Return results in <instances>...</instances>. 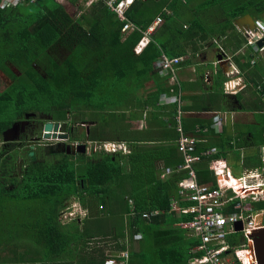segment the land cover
<instances>
[{
  "label": "trees",
  "instance_id": "trees-1",
  "mask_svg": "<svg viewBox=\"0 0 264 264\" xmlns=\"http://www.w3.org/2000/svg\"><path fill=\"white\" fill-rule=\"evenodd\" d=\"M175 1L174 5L178 4L179 0ZM72 3L78 10L76 15L56 0L0 8V78L8 82L0 90V141L15 120L6 118L7 110L12 109L15 117L29 111L53 114L56 121L70 116L78 121H94L90 140L129 143L131 152L124 155L121 151H103L88 160L85 155H65L51 163L30 165L22 180L13 177L15 190L0 182V264H105L110 258L127 264H190L195 255L192 249L201 244V237L190 238L188 231L179 226L191 220L192 215L172 210L179 183L187 177L182 167L184 159L177 149L176 122L166 121L161 126L151 122L135 131L130 128L139 115L138 120L146 111L157 116L162 108L160 98L167 91L168 78L160 75L156 64L163 53L170 56L162 36L166 31L175 35L176 31L173 47L182 49L191 43L198 28L205 31V25L196 18L187 30L179 24L170 30L165 0L159 6L155 0H135L125 20L104 1L87 9L77 5L76 0ZM199 7L219 20L214 25L220 29L218 35L228 28L235 34L237 21L250 14L256 20L264 19V0H201ZM158 16H162L163 23L137 52L144 33ZM222 17L226 19L224 23ZM127 23L135 29L123 32ZM242 43L237 41V48ZM253 54L247 57L249 64ZM149 83H153V91L148 89ZM199 123L188 128L184 122L185 131L205 137L214 135L213 122L207 124L205 133L197 132ZM208 140L196 144L193 154L201 155L213 147L218 152L203 156L195 170L201 183L217 186L209 164L225 156L223 148L227 143ZM10 158L13 161L12 155ZM166 168L171 171L163 173ZM131 182L135 183L133 190H129ZM112 185L122 187L125 195L112 196ZM72 199L80 202L86 215L68 221L63 211ZM9 202H23V209L7 227L4 217H11ZM191 205L182 203L181 207ZM256 206L263 210L264 202ZM105 212L122 219L118 223L121 238L116 229L104 233V238L113 239L112 256H105L102 247L86 251L93 239L101 238L87 229V224ZM146 213L151 218L145 219ZM18 235L25 238L14 246ZM125 251L127 259L120 257ZM245 259L249 264L246 255Z\"/></svg>",
  "mask_w": 264,
  "mask_h": 264
},
{
  "label": "crops",
  "instance_id": "crops-1",
  "mask_svg": "<svg viewBox=\"0 0 264 264\" xmlns=\"http://www.w3.org/2000/svg\"><path fill=\"white\" fill-rule=\"evenodd\" d=\"M56 1L64 5L68 11L72 8L73 14H77L78 10L77 7L73 5V0ZM76 1L79 3L77 5H81L86 9L101 2L98 1L91 5H87L84 2H80V0ZM155 1L159 6L163 0ZM165 1L167 2L165 3L167 5L166 8H164V12L169 17L168 24L170 25V30L176 29V24L182 25L183 30H187L194 19L200 18L205 25V31L202 32V30L198 28L195 32V36L190 38L191 43L182 49L173 47V43L176 41L175 38H177L176 31L175 35L172 34L173 31L165 32L161 41L167 43L170 56L163 53L162 57L166 56L170 59H180L175 79L171 82L168 79L166 80L167 91L165 94L169 98L175 97V99L173 102L167 103L162 102L160 98L159 106H162L160 113L155 116L149 111H146L142 114V119L138 120L141 115L136 118L133 125L135 124V126H137L136 129H141L139 128L140 121H143L144 128L148 125L150 126L151 122L155 125L161 126V124L166 121H174L176 122V132H178L177 134L179 135L177 141H180L182 135L193 137L196 140V144L205 141L207 138H209L208 141L220 139L226 141L227 144L225 147H227L228 150L224 149V151H226L224 152L225 156L213 159L209 164L210 169L214 174L213 177L217 180V186H213L212 183H201L200 180H198L199 176H197V180L201 185L206 184L205 186H210V188H217L222 185V181H224V186H227L230 185V182L234 179L246 180L249 184H264V52L256 51L254 47L250 46L248 44V39L243 33L245 29L255 28L257 23L264 21V19L256 20L253 16L249 15L251 18L250 20L244 22L242 18V20L237 21L235 34L228 28L224 31V34L218 35L220 29L214 26L216 22L214 19L215 17L210 16L213 22L210 23L202 15L197 17L195 16V12L189 13L188 11L191 15L190 18H185L182 21L180 19V14L187 12V9L182 7L181 4L188 3L186 1H181V4L178 3L174 5V3H176L175 0ZM1 2L2 0H0V8H2ZM193 3L194 2L189 5H194ZM199 3L200 2L195 5L199 6ZM187 7L189 8L190 6ZM130 8L131 7H129L128 10ZM174 8H176V10ZM157 19H161V22L158 25H155ZM163 20L162 16H158L150 27L155 25L154 30H156V28L163 23ZM225 20L226 19L222 17L223 23ZM148 30L144 33V38L148 39L149 43V35L154 30L152 32H148ZM234 36L238 37V40L234 38ZM236 40L238 41V44L243 41L242 45H239L238 48ZM252 52H254V58L251 59L249 64L247 57L251 55ZM11 68L13 70L15 69L14 67ZM152 86L153 83L148 84V89L150 91H153L151 90ZM217 117L220 120L219 128L221 131L218 133L213 131L215 136L211 135V137H205V134L193 135L192 133H186L185 131L184 122L186 127L190 128L194 126L193 123L200 121L195 128L197 129V132L205 133L208 131L207 124L211 122L214 123V120ZM204 126L206 127L205 129H203ZM259 129L262 130L260 135ZM178 145L179 143L177 144L178 153L183 157ZM213 148L217 149L216 147ZM211 149L203 152L202 157L204 156L205 158L214 155L211 153L208 154ZM105 151L109 153V150L105 149ZM217 152L215 154H217ZM55 157L57 160L62 158L60 155H56ZM214 163L219 165L218 168H216L219 170V173L224 171L223 173L226 174L225 178L221 177L222 180L221 178L219 179L216 171L213 170ZM170 171L171 169L166 168L163 173H169ZM228 175L231 176L228 177ZM183 179H185V177ZM177 195L178 196L174 199L179 198V187ZM233 195H235L233 190H227L225 192L226 198L232 197ZM260 199L261 202H254L252 204L254 208L252 217L254 218L255 216V219H257L258 222H263L264 209L260 210L256 206V204L259 205L264 202L263 197ZM239 201L240 200H236L235 203L228 207V209L226 207L225 210H223V213L227 211L236 213L237 210L234 208V205ZM245 202L248 203L249 200ZM184 204L188 205L186 202H184ZM148 215L151 218L149 213ZM245 228L246 224L242 222L235 225H228L226 227L228 232V238L226 241L229 246V251L226 254V257L232 264H246L245 255H250L251 257L249 256V259L251 261L249 264H259V261L262 259V253L260 251L262 245H259L261 233L257 232L261 230H252L251 233H246ZM242 232L245 237V244L240 246V248L236 245H234L235 247L231 246L229 244L230 238L234 234ZM186 235L190 238L195 237H192V234H188V232ZM197 246L198 244L195 247ZM195 247H193V249ZM86 251L88 252V248H86ZM238 253H240V257L238 256Z\"/></svg>",
  "mask_w": 264,
  "mask_h": 264
},
{
  "label": "built area",
  "instance_id": "built-area-1",
  "mask_svg": "<svg viewBox=\"0 0 264 264\" xmlns=\"http://www.w3.org/2000/svg\"><path fill=\"white\" fill-rule=\"evenodd\" d=\"M38 0H2L1 7L4 9L15 8L18 6L33 4ZM98 1H104L105 4L113 11L121 20H125V13L131 7L135 0H80L87 5H91ZM161 19H157L155 25H158ZM155 25L149 28L148 32H152ZM135 26L127 23L123 32L131 31ZM248 39V44L256 49V51L264 52V45L258 46L259 41L264 40V21L258 22L255 28L245 29L243 32ZM148 43V39L144 38L138 45L136 51L140 52ZM180 62L179 58H168L163 56L156 66L159 69L161 76L168 78L171 82L175 79L177 66ZM175 97L169 98L166 94L161 96L162 102H173ZM220 120L215 118L212 128L218 133L220 132ZM179 149L183 155L184 164L183 169L187 170V178L179 183V198L174 199L172 203V210H180L184 214L192 215V219L179 226L187 230L193 236H200L201 244L192 250L195 254L191 259L190 264H232L226 257L229 251L227 245L226 227L228 225H235L239 222L246 224V233H251L252 230L264 229V221L258 222L257 219L252 217L254 208L252 203L261 201L264 198V184H249L242 179H234L230 185H220L217 188H210L201 185L197 180V173L194 165L202 159L201 155H194L196 140L193 137L182 135L180 138ZM105 149L113 152L117 150V146L105 145ZM217 149H211L208 154H215ZM217 165L216 163H214ZM213 164V166H214ZM219 179L225 178V173L217 172ZM229 176V175H228ZM230 177V176H229ZM233 190L235 195L226 198L225 192ZM236 200H240L234 205L237 210L236 213L230 211L224 212L225 208L230 207ZM249 200L248 203L245 201ZM192 203L189 207H181V203ZM130 205L133 207V200H129ZM145 219L150 218L146 213L143 215ZM240 257V253H238ZM121 258H128L127 252L120 254ZM105 264H127V261H116L113 258L108 259Z\"/></svg>",
  "mask_w": 264,
  "mask_h": 264
},
{
  "label": "flooded vegetation",
  "instance_id": "flooded-vegetation-1",
  "mask_svg": "<svg viewBox=\"0 0 264 264\" xmlns=\"http://www.w3.org/2000/svg\"><path fill=\"white\" fill-rule=\"evenodd\" d=\"M22 118L16 117L12 124L5 129L12 130L10 134L13 138L10 142H5L3 137L0 141V148L3 149V153L0 158V166L5 167L7 170H2L3 174L0 177V182L4 187L9 189H16L17 185H14L12 182L13 177L17 181L22 180L24 174L27 172V169L30 165H39L47 164L55 161L57 159L55 156L60 155V157L72 156L76 158H81L82 155H85L86 160L94 159V156L99 155L103 152L105 147L100 149L97 147L101 143L90 140L92 134V129L96 126V123L82 120L78 121L73 117H68L67 120H54L53 114L47 113H37L30 112ZM58 122L61 125L67 124V135L68 138L65 140L62 139H44V129L45 125L48 122ZM65 146L66 148L78 147L79 145H85V153H77L75 155L63 153H54L49 154L47 152L48 147L59 145ZM95 144V146H93ZM34 153L33 156H30V153ZM17 153L16 156L13 155V161L10 158L11 154ZM10 165V166H9ZM12 165V167H11Z\"/></svg>",
  "mask_w": 264,
  "mask_h": 264
},
{
  "label": "rangeland",
  "instance_id": "rangeland-1",
  "mask_svg": "<svg viewBox=\"0 0 264 264\" xmlns=\"http://www.w3.org/2000/svg\"><path fill=\"white\" fill-rule=\"evenodd\" d=\"M181 1H186L187 2V0H181ZM181 1L179 0L178 1V3L179 4H181ZM201 0H192V2H194L193 4L194 5H189V4H186V3H183V4H181V6L182 7H184V8H186L187 9V6H190L189 7V9H187V11H189V13H193V12H195V16H199V14H201L208 22H210V23H213L212 22V18L210 17V16H208V14H205V13H203V11H201V8L198 6V5H195L196 3H198V2H200ZM203 1V0H202ZM48 5H51V1H48V3H47ZM155 9V11H156V9H157V7H155L154 8ZM70 11H71V13L73 14V9L71 8L70 9ZM188 12H185V13H182V14H180V19L183 21L185 18H187V19H189L190 18V14H189ZM250 16H251V14H250ZM215 19V21L217 22H219V20L217 19V18H214ZM251 18L249 17V16H247L246 18H244L243 19V21L244 22H246L247 20H250ZM8 82L6 81V79H4V78H0V90H4V88L6 87V84H7ZM28 114H31L29 111H26L23 115H20V116H18V118H22V117H24V116H26V115H28ZM15 116H17L16 114H15V111L14 110H12V109H9V110H7V112H6V118H7V120L8 119H13V118H16ZM1 119V118H0ZM136 127L137 126H135V124L133 125V127H131L130 129L132 130V131H135L136 130ZM140 128V127H139ZM262 133V130L261 129H259V135ZM1 144V143H0ZM93 146H95V144L93 145ZM105 147L104 146V144H99L97 147L100 149L101 147ZM117 147H118V149L117 150H113V153H116V152H118V151H121V152H123V154L125 155V154H128L130 151H131V144H129V143H125V144H122V145H116ZM1 147V146H0ZM106 148V147H105ZM223 149H225V150H228V148L227 147H224ZM105 151V150H104ZM145 152H147L148 153V151H145ZM224 152H226V151H224ZM3 153V149L2 148H0V158H2L1 157V154ZM102 153V152H101ZM100 154V153H99ZM12 155V157H13V155L14 156H16L17 155V153H14V154H11ZM97 156V155H96ZM96 156H94V157H96ZM87 164V162L85 161V165ZM215 168H218V167H216L215 165L213 166V170L214 171H216V173L218 172V170L217 169H215ZM85 167H84V171H85ZM2 170L4 171V170H7L6 168H2V167H0V175H2L3 174V172H2ZM221 180H222V178H221ZM131 183H133V182H131ZM221 183V182H220ZM135 183H133V185H132V187L131 188H129V190L131 189V190H133V187H135V185H134ZM222 184V183H221ZM112 187H113V189H114V191L113 192H111L110 194L112 195V196H114V195H116L117 197H122V196H124L125 195V193L123 192L124 190H122L121 191V189H122V187L121 188H117L116 186H113L112 185ZM19 189H23V188H20L19 187ZM106 200H108L109 201V196H106ZM92 202V201H91ZM22 203L23 202H21V204L20 205H18L17 203H15V204H13V203H10L9 202V205L11 206L10 207V218L9 217H4V221H5V224H6V226L7 227H9L8 226V223H10V222H12V220H13V218L15 217V216H17L19 213H20V210L21 209H23L21 206H23L22 205ZM99 210H100V208H99ZM103 212V211H102ZM63 216H64V219L65 220H67L68 219V221H70L73 217H76V216H80V217H84L85 215H86V211L84 210V208H83V206L80 204V202L78 201V200H76V199H72L71 201H70V203L67 205V207L64 209V211H63ZM128 219H126V221H127ZM18 223L19 224H22L20 221H18ZM118 223H122V219H121V217L119 216V215H114L113 214V216L111 217L109 214H108V212H105L104 213V215H103V217H99V218H94V220H92V221H90L88 224H87V229H89V230H92V231H95L96 232V234L97 235H99V236H101V238H96V239H93L92 240V242L89 244V248L88 249H92V250H94V249H98V248H100V247H102V248H100L101 250L103 249V251L105 252V256L106 255H108V256H112L113 255V253L111 252L112 250V248H111V245H112V240L113 239H110V238H104V233L105 232H108V233H111V232H114V230L116 229V233H118L119 234V236H120V230L118 229L119 227H118ZM126 225H128V224H126ZM25 237H23V236H21V235H18V237L16 238V240L13 242V245L15 246V245H17L18 243H21V241H19V240H21V239H24ZM120 238H121V236H120ZM19 241V242H18ZM229 244L231 245V246H234V245H236L237 247H240V246H242V244L244 245L245 244V237H244V235H243V233H236V234H234L231 238H230V240H229ZM99 254H100V252H99ZM100 258V257H99ZM82 264V263H81Z\"/></svg>",
  "mask_w": 264,
  "mask_h": 264
},
{
  "label": "water",
  "instance_id": "water-1",
  "mask_svg": "<svg viewBox=\"0 0 264 264\" xmlns=\"http://www.w3.org/2000/svg\"><path fill=\"white\" fill-rule=\"evenodd\" d=\"M259 47H262L264 45V40L263 41H259L258 42ZM12 130H6L5 132H3V139L5 142H10L13 140V138H11L10 134L12 133ZM44 139H62L65 140L68 138L67 135V124H60L58 122H48L45 125V129H44ZM86 151V146L85 145H79L78 147H72V148H66L64 145L61 146V144L59 145H54V146H50L47 149V152L49 154H54V153H66L67 154H77V153H85ZM34 153H30V156H33ZM257 233H261V240L259 242V245H262V249L260 247V251L262 253V259L259 261V264H264V229H261V231L257 232ZM263 250V251H262Z\"/></svg>",
  "mask_w": 264,
  "mask_h": 264
},
{
  "label": "clouds",
  "instance_id": "clouds-1",
  "mask_svg": "<svg viewBox=\"0 0 264 264\" xmlns=\"http://www.w3.org/2000/svg\"><path fill=\"white\" fill-rule=\"evenodd\" d=\"M167 103H169V102H167ZM139 123V122H138ZM144 125H143V121H140V128H142ZM104 144V146L105 145H109V146H115L116 147V145H122V144H125V143H121V144H118V143H103ZM117 149H118V147H116ZM105 150V149H104ZM131 152V151H130ZM129 152V153H130ZM109 153H113L112 151H110V149H109ZM117 153V152H116ZM216 167H218L219 165H215ZM230 183H232V182H230Z\"/></svg>",
  "mask_w": 264,
  "mask_h": 264
},
{
  "label": "bare ground",
  "instance_id": "bare-ground-1",
  "mask_svg": "<svg viewBox=\"0 0 264 264\" xmlns=\"http://www.w3.org/2000/svg\"><path fill=\"white\" fill-rule=\"evenodd\" d=\"M261 56H262V55H261ZM253 58H254V56H253ZM255 59H256V58H255ZM170 89H171V88H170ZM170 89H169V90H170ZM169 92H170V91H169ZM169 92H168V93H169ZM177 92H178V91H177ZM183 104H184V103H183ZM184 105H185V104H184ZM181 107H182V106H181ZM177 133H178V132H177ZM186 133H187V132H186ZM263 147H264V146H263ZM208 150H209V149H208ZM263 150H264V149H263ZM196 151H197V150H196ZM261 152H262V151H261ZM203 158H204V157H203ZM223 161H224V160H223ZM215 169H216V168H215ZM243 169H244V168H243ZM246 170H247V169H246ZM251 171H253V170H251ZM223 172H224V171H223ZM243 172H244V171H243ZM235 173H236V172H235ZM247 174H248V173H247ZM250 174H251V173H250ZM256 175H257V174H256ZM197 176H198V175H197ZM230 176H231V175H230ZM228 177H229V176H228ZM185 178H186V177H185ZM262 178H263V177H262ZM227 179H229V178H227ZM258 179H259V178H258ZM198 180H199V179H198ZM215 181H216V180H215ZM257 181H258V180H257ZM216 182H217V181H216ZM228 183H229V182H228ZM205 185H206V184H205ZM207 185H208V184H207ZM222 185H224V181H222ZM226 185H227V183H226ZM209 187H210V186H209ZM260 202H261V201H260ZM256 203H257V202H256ZM252 204H253V203H252ZM256 218H257V217H256ZM236 232H237V231H236ZM242 233H243V232H242ZM247 236H249V235H247ZM247 242H248V241H247ZM242 245H243V244H242ZM230 247H231V246H230ZM234 247H235V246H234ZM239 248H240V247H239ZM249 256H250V255H248V256L246 255V257H247V261H248V262L251 261V260L249 259ZM250 257H251V256H250ZM253 263H254V262H253Z\"/></svg>",
  "mask_w": 264,
  "mask_h": 264
}]
</instances>
